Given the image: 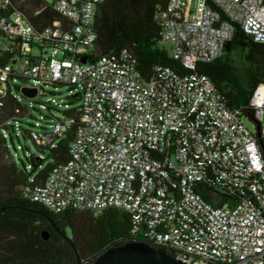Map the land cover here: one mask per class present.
Returning a JSON list of instances; mask_svg holds the SVG:
<instances>
[{
	"label": "built area",
	"instance_id": "1",
	"mask_svg": "<svg viewBox=\"0 0 264 264\" xmlns=\"http://www.w3.org/2000/svg\"><path fill=\"white\" fill-rule=\"evenodd\" d=\"M103 1L0 0V147L8 163L15 160L6 138L19 119L41 113L33 125L40 130H24L41 150L55 148L76 120L60 112L69 102L48 97L38 109L22 99L44 96L50 85L81 96L69 158L44 182L31 176L24 197L53 211H126L134 233L190 264H264V82L250 98L252 130L212 79L194 71L223 54L237 27L264 42V0L159 5L161 40L191 71L156 65L149 78L127 49L98 51L94 18ZM229 187L240 201L216 204Z\"/></svg>",
	"mask_w": 264,
	"mask_h": 264
},
{
	"label": "trees",
	"instance_id": "2",
	"mask_svg": "<svg viewBox=\"0 0 264 264\" xmlns=\"http://www.w3.org/2000/svg\"><path fill=\"white\" fill-rule=\"evenodd\" d=\"M166 2H101L94 18L98 51L105 54L127 49L144 78L150 77L156 65L170 66L182 74L190 72L172 57L170 49L161 40L156 13L158 6H164ZM194 71L207 74L212 79L228 107L240 109L243 117L255 121L249 102L256 86L264 82L263 41L237 27L228 49L211 62L198 63ZM79 100L80 94L74 95L69 102L70 107L60 111L76 120L57 146L49 150L50 161L45 165L44 160L32 158L31 171L20 169L16 163L4 161L0 147V234L7 235L0 239V264H78V256L81 264H93L98 256L113 246L130 240L148 243L142 230L133 232L132 217L126 211L108 208L95 213L85 207L51 211L23 195L21 188L31 176H35V182H44L56 164L69 158L70 144L78 125L79 104L75 102ZM8 107L11 110L12 104ZM242 196L229 187L224 192V200L214 202L231 206ZM207 198L211 199L210 196ZM167 252L174 254L170 250Z\"/></svg>",
	"mask_w": 264,
	"mask_h": 264
},
{
	"label": "rangeland",
	"instance_id": "3",
	"mask_svg": "<svg viewBox=\"0 0 264 264\" xmlns=\"http://www.w3.org/2000/svg\"><path fill=\"white\" fill-rule=\"evenodd\" d=\"M164 45L168 49H170L169 42L165 41ZM234 53L238 54L237 51H235ZM70 89H71L70 85H60L57 88H55L52 85L46 86L45 90L50 93L44 96H38L34 100L27 101L26 99H22L21 103L24 104L27 102L29 104L32 102L34 103L35 107L39 109L40 102L45 101L48 97L56 98L57 101L59 102H63V101L70 102L71 101V98L69 96ZM80 102L81 100L76 101L75 103L79 104ZM42 113L45 114L47 113V111L42 109ZM55 114L59 116L60 113L58 114V112L55 111ZM40 116L41 113L38 110L36 111L34 110L33 117H25L24 119H19V124L21 128L17 129L15 132H12L11 134L8 133V136L6 138V143L8 145L9 152L14 157L15 163L20 169L27 168L28 171H31L29 165L31 164V159L33 157L32 154H35V156H43L45 158L44 165L50 161L49 149L41 150V148H39L31 138H29L28 136L24 137L25 129L40 130L39 127L33 126L36 120H41ZM245 123L247 124L248 127H250V129L256 130L257 125L255 122H252L249 119H245ZM263 123H264V114H263ZM16 132H18V135L16 134ZM4 161L8 163V159L6 157L4 158ZM35 173H33V175H35ZM48 209L52 211L54 208L48 206ZM6 236L7 235L0 234V239H3Z\"/></svg>",
	"mask_w": 264,
	"mask_h": 264
},
{
	"label": "water",
	"instance_id": "4",
	"mask_svg": "<svg viewBox=\"0 0 264 264\" xmlns=\"http://www.w3.org/2000/svg\"><path fill=\"white\" fill-rule=\"evenodd\" d=\"M229 43L225 49H228ZM86 62L87 57L80 58ZM27 96H34L37 89L24 88ZM45 237H47L45 235ZM78 264L81 259L78 256ZM93 264H190L183 260L177 259L169 254L165 248H157L142 240H130L124 244L113 246L103 252L93 262Z\"/></svg>",
	"mask_w": 264,
	"mask_h": 264
}]
</instances>
